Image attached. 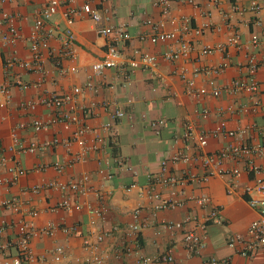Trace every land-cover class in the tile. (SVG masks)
Instances as JSON below:
<instances>
[{
    "label": "crops",
    "instance_id": "obj_1",
    "mask_svg": "<svg viewBox=\"0 0 264 264\" xmlns=\"http://www.w3.org/2000/svg\"><path fill=\"white\" fill-rule=\"evenodd\" d=\"M48 1L0 0V20L1 11L19 15V25L23 33L28 35L35 12L45 7ZM89 1L73 0L72 5L79 9ZM160 1L164 0H105L107 11L104 15L108 21L96 25L88 17L76 18L73 30L78 72L61 77L52 62H48L49 74L45 88L61 94L70 93L74 87H84L91 78L97 91L83 90L78 97V104L94 110L93 118L86 122L93 130L87 139L92 141L95 135H100L106 144L100 145L97 151L88 152L83 162H73L78 152V147L73 145L71 152L56 147L20 155L23 173L18 175H8L5 169L0 168V177L13 179V182L0 188V200L18 197L26 212L38 213L33 217L10 210L1 211L0 227L2 223H13L14 226L0 231V244L13 243L18 237V225L24 220L36 231H44L49 225L71 229L70 233L59 229L54 235L40 233L33 237L30 247L37 264H95L92 261L95 254L101 257V264H139L141 257H154L167 251L172 252L174 264H209L211 259H228L230 264H264L263 255L245 258L227 244L230 236L244 235L257 217L244 196V188L251 183L252 174H242L235 180L236 189L232 195L227 193L228 184L232 181L230 177H213L205 183L196 181L185 187H159L158 191L164 198L175 195L184 205L175 210L160 211L156 216L152 215L151 201L140 193V187L147 185L149 175L159 173L161 163L184 148L182 137L188 120L209 132L219 121L226 120L229 129H247L245 142L256 145L264 141V115L261 109L264 105V53L258 55L259 70L255 78L261 85V91L255 99L248 93L231 95L225 92L217 98H197L186 93L185 84L178 75L182 69L187 70L189 77L199 71L196 85L207 88L211 79H215L218 86L224 88L236 78L246 76L242 65L252 52V35H262L264 32V10L260 13L252 12L251 0H195L194 4L170 2L169 15L163 17ZM63 11L64 7H61L54 16L61 27L66 25ZM183 19H190L194 28L208 25L202 35L191 37L194 52L190 60L175 63L166 61L161 55L172 43L152 44L147 38L140 40L142 35H154L155 25L161 21L165 22L164 31H176L181 35ZM257 20L261 26H256ZM106 24L122 27L131 35L125 50L127 57H132L136 50L146 51L159 57L157 66L154 69L144 66L133 68L127 64L123 71L110 69L102 75H94L91 66L104 56L106 49V38L99 36L97 29ZM5 29L0 21V34ZM235 35L239 36L244 49L228 44V39ZM206 46H223L224 49L201 55L200 51ZM16 52L26 58L27 43L20 42ZM4 56L5 51L0 47V85L7 80ZM225 62L229 63V67L221 74L206 73ZM71 64L66 62L67 66ZM15 72L26 82L40 79L39 75L26 73L20 68H16ZM42 91L30 89L21 92L12 87L13 99L9 103L0 95V157L8 154L7 149L12 144V129L17 123L29 121L31 117L48 119L49 112L42 107L32 116L19 108L22 102L39 98ZM255 100L261 104L255 111L235 114L230 110L236 103L251 106ZM203 109L210 111L208 119L202 118ZM117 110L124 113L122 118L112 117ZM159 120L164 123L158 129H153L152 122ZM106 125H110L109 130H104ZM56 133L62 139L70 135L62 127L38 134L27 129L20 135L27 142H44L52 140ZM229 142L225 137L211 136L206 151L215 152ZM119 162H123L126 168ZM258 162L264 167V155ZM55 163L64 165L65 170L57 172L53 167ZM235 166L242 168L243 165L235 162L227 164L228 168ZM171 168L179 172L186 167L177 165ZM191 168L197 176L203 175L201 165ZM85 176L89 177V191L84 196L72 197L74 208L71 212L55 210L62 198L59 191L32 192L33 187L48 182H68ZM133 184L138 187L128 192L126 188ZM204 194L211 198L215 207L220 208L222 222L209 223L204 234V248L199 254L191 255L185 248L184 230H167L163 223L183 222L188 217L203 221L210 211L201 207L196 199ZM103 207L107 208V213H91ZM137 208L142 209L139 222L145 226L138 234L139 246L136 247L129 227L136 222L134 211ZM115 226L120 230L112 232ZM195 226V223H191L186 229L192 230ZM104 233L108 236L99 243L97 237ZM86 239L97 247L96 251L85 248ZM58 247L64 249L60 261H56L54 255ZM10 253L15 255L14 248H11ZM0 264H7V259L1 253Z\"/></svg>",
    "mask_w": 264,
    "mask_h": 264
},
{
    "label": "built area",
    "instance_id": "obj_2",
    "mask_svg": "<svg viewBox=\"0 0 264 264\" xmlns=\"http://www.w3.org/2000/svg\"><path fill=\"white\" fill-rule=\"evenodd\" d=\"M16 2L18 0H8ZM73 0H49L47 5L35 12L31 31L28 35L23 33L19 25L20 16L1 11V24L5 26V30L0 34V47L5 51L4 66L7 73V80L0 85V95L5 99L6 103L12 101V87L19 89L21 92H27L30 89H42L41 96L36 100L22 102L19 108L30 116L40 107L49 112L48 119L31 117L29 121L17 123L11 133L12 144L8 147V154L0 157V168L6 170L8 175H18L23 173V169L19 162V156L23 154H33L43 152L49 148L63 147L67 152H71L73 145L78 147V152L74 156L73 162H83L86 154L90 151H97L99 146L106 144L105 139L100 135H95L92 141L87 139V135L93 130L86 123L94 116L92 107H82L78 104V97L83 90L88 89L97 91L96 85L90 78L84 87H74L70 93H57L49 91L45 88L49 71L47 63L52 62L58 74L61 77L74 75L78 72L76 65L77 53L75 49L76 38L73 25L77 17H88L96 25H100L104 21H108L105 17L107 11L104 7L105 0H91L84 3L79 9L72 5ZM170 2H181L194 4L195 0H164L159 2L162 9L163 17L169 15ZM64 7L63 16L66 21L65 27H61L59 22L54 19L59 9ZM250 10L254 13H260L264 10V0H251ZM256 26H261L259 20L255 21ZM165 22H159L155 25L156 32L154 35L140 36V40L147 38L152 44L159 42L172 43L171 46L162 53V58L166 61L175 63L179 60H190L194 47L191 37L202 35L208 25L200 28H194L190 19H183L181 35L176 31H164ZM99 36L106 38V49L104 56L95 61L92 66L94 75H102L105 71L116 69L123 71L129 64L133 68L144 66L145 68L154 69L158 64L159 57L146 51L136 50L132 57L125 54L126 45L131 40V35L122 27H114L109 25L99 26L97 29ZM20 42L27 43L28 56L20 57L16 48ZM177 46H174V45ZM229 45H234L239 49H244L239 36L235 35L228 39ZM250 45L252 52L248 55L246 62L242 67L246 70V76L236 78L228 87L220 88L215 79L209 81V88L202 86L197 87L196 78L200 74L195 71L189 77L186 69L180 71L179 78L183 81L188 95L200 97H220L225 92L231 95L248 93L254 99L261 91V85L255 76L259 70L258 55L264 53V32L262 35L253 34ZM223 50L224 47L213 48L211 46L204 47L201 55L212 54L215 50ZM136 57V58H135ZM72 62L70 66L66 62ZM229 63L225 62L220 67H215L206 71L214 75L221 74ZM16 68L24 70L26 73L39 75L40 79L35 82L23 81L21 76L15 72ZM107 105H104L106 107ZM261 106L258 100L253 105L236 103L235 107H231L232 113H245L247 111H255ZM264 115V105L261 107ZM222 112V111H220ZM124 113L117 110L112 117L122 118ZM201 116L208 119L210 111L203 109ZM164 121L152 122V128L158 129ZM54 127H62L70 135L62 139L56 133L52 140L44 142L31 141L27 142L20 135L27 129H32L36 134L43 133ZM110 125H106L104 130H109ZM247 129L232 130L228 128V122L221 120L212 131L200 129L193 121L188 120L184 125V134L182 137L185 143L182 150L177 151L171 158L161 163L159 173L149 175L146 186L140 187L142 196H146L152 203L151 212L156 216L158 212L164 210H175L184 205V202L175 198H164L158 191V188L168 187H185L191 182L205 183L213 177H230L232 181L228 184L227 193L232 195L235 192V180L242 174H252L253 178L249 185L244 188V196L250 208L254 210L257 217L250 223L246 233L235 234L229 237L228 246L235 249L241 256L245 258H253L258 254L264 257V167L259 164L258 160L264 155V141L256 145L245 142L244 137ZM225 137L229 139V143L223 148L208 152L206 148L210 137ZM229 162L242 164V168L238 166L228 168ZM125 166L123 162H119ZM182 165L183 168L179 172L172 169V166ZM201 165L203 175L197 176L192 172L191 167ZM55 170L62 173L65 166L55 163ZM126 168V166H125ZM40 169H44L40 167ZM111 176H108L110 178ZM89 177L85 176L80 180H70L68 182L52 181L44 185L33 187L32 192L38 194L44 190L59 191L62 193L61 200L57 203L55 210H65L71 212L74 208L72 197H81L88 193ZM13 182V179L0 177V188ZM138 185L133 184L126 188L128 192L137 188ZM175 194V193H173ZM197 203L204 209H208L210 213L203 221L196 218L188 217L183 222H164L163 226L167 230H184L185 248L189 254H199L205 246L206 229L210 222L221 223V210L215 207L212 200L207 195H202L196 199ZM10 210L17 214L37 216L35 211L26 212L18 197L0 200V212ZM25 211V212H24ZM142 209L137 208L134 211L135 224L129 227L130 235L135 241L136 247L139 246L138 234L144 228V224L140 223V215ZM91 213L103 215L107 213V208L103 207L98 210H92ZM195 223L192 230L186 229L187 225ZM13 223H2L0 231L12 228ZM70 233V228H59L55 225H49L44 231L34 230L27 222L22 220L18 225V237L12 242L0 244V253L7 259V264H37L38 261L33 255L30 242L33 237L38 234L54 235L57 230ZM120 228L115 226L112 232L119 231ZM202 232V233H201ZM129 235V236H130ZM108 235L106 233L98 235V242H102ZM86 249L96 251L89 239L84 241ZM14 248L15 255H11L10 250ZM130 251V250H128ZM55 260L60 261L64 255V249L58 247L54 251ZM95 264H101L102 259L97 254L93 260ZM175 258L171 251L154 257H141L139 264H174ZM209 264H230L228 259H211Z\"/></svg>",
    "mask_w": 264,
    "mask_h": 264
}]
</instances>
